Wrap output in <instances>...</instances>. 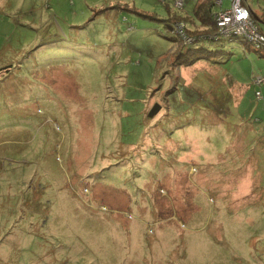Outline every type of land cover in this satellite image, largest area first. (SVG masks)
I'll return each instance as SVG.
<instances>
[{"label": "rangeland", "instance_id": "obj_1", "mask_svg": "<svg viewBox=\"0 0 264 264\" xmlns=\"http://www.w3.org/2000/svg\"><path fill=\"white\" fill-rule=\"evenodd\" d=\"M174 1L0 0V264H264V48Z\"/></svg>", "mask_w": 264, "mask_h": 264}, {"label": "trees", "instance_id": "obj_2", "mask_svg": "<svg viewBox=\"0 0 264 264\" xmlns=\"http://www.w3.org/2000/svg\"><path fill=\"white\" fill-rule=\"evenodd\" d=\"M223 2H222V6L226 7L228 4L224 6ZM166 8L168 7L166 6ZM217 8H218L217 4H215V1L213 0H194L190 14L182 15L181 17L175 12L174 13L172 12L169 13L167 17L159 18L160 20L165 21L167 27L169 25L172 27V29L169 30H171V32L174 34L173 36L176 45L178 44L176 46L177 47L176 52L178 51V53L175 58V62H176L175 66L178 65L187 66L193 64L195 61H198L199 59H205V60L211 59L209 57L215 51L207 50L204 49L203 47L193 48L192 43H195L199 39H203V38L213 39L211 37L213 36L212 34L216 32L217 26L215 23V19L213 18L214 13L212 14L211 12L216 11ZM180 19L182 20L181 22L179 21ZM259 19L261 21H264V11H262V15L259 16ZM174 21H179V23H181V29L183 31L182 33L179 32V30L176 28L175 25L174 26L172 25ZM177 35H179V37ZM186 37H189L190 39L185 40ZM230 39H232V37ZM259 48H264V47H259ZM230 76H231V84H236L237 86V79L234 80V77L232 75ZM231 84L229 85V87L232 86ZM235 104L236 107L239 108V100L236 101Z\"/></svg>", "mask_w": 264, "mask_h": 264}, {"label": "built area", "instance_id": "obj_3", "mask_svg": "<svg viewBox=\"0 0 264 264\" xmlns=\"http://www.w3.org/2000/svg\"><path fill=\"white\" fill-rule=\"evenodd\" d=\"M178 1L179 0H175L174 5H176V2ZM222 2L223 0L215 1L218 7L216 9V13L214 14L215 23L217 26V30L215 33H219L221 35L225 34L222 36L229 37H233L234 35H240L246 41L250 42L251 40L255 42L257 46L264 47V32L259 30V24L253 19V16H251L248 4H246L243 0H228V5L226 7H223ZM181 4L182 3H179V5ZM175 26L180 33L183 32L181 29V23H177L175 24ZM187 39L189 40L190 38L186 37L185 40ZM253 80L254 84L258 86L264 84V77L258 76L255 77ZM255 94H259V97L257 98H260V89H256Z\"/></svg>", "mask_w": 264, "mask_h": 264}, {"label": "water", "instance_id": "obj_4", "mask_svg": "<svg viewBox=\"0 0 264 264\" xmlns=\"http://www.w3.org/2000/svg\"><path fill=\"white\" fill-rule=\"evenodd\" d=\"M169 29H172V27L169 25L168 26ZM159 108L158 104H155L148 112V116H152Z\"/></svg>", "mask_w": 264, "mask_h": 264}, {"label": "bare ground", "instance_id": "obj_5", "mask_svg": "<svg viewBox=\"0 0 264 264\" xmlns=\"http://www.w3.org/2000/svg\"><path fill=\"white\" fill-rule=\"evenodd\" d=\"M213 18L215 19V15H213ZM244 23H246V22H244ZM219 35H221V34H219V33H214L213 34V36L211 37V38H213V39H218L220 36ZM222 35H225V34H222ZM221 35V36H222ZM240 36V35H239ZM242 38V37H241ZM248 42V41H247ZM250 42L253 44V46L254 47H256V48H259V46H257L256 44H255V42H253V41H251L250 40Z\"/></svg>", "mask_w": 264, "mask_h": 264}, {"label": "crops", "instance_id": "obj_6", "mask_svg": "<svg viewBox=\"0 0 264 264\" xmlns=\"http://www.w3.org/2000/svg\"><path fill=\"white\" fill-rule=\"evenodd\" d=\"M203 62V65L205 66V65H207V62H208V60H205V59H199L198 61H196V62ZM238 108V107H237Z\"/></svg>", "mask_w": 264, "mask_h": 264}]
</instances>
